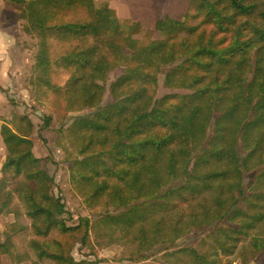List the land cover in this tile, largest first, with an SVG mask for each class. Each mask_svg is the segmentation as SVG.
Here are the masks:
<instances>
[{"label":"trees","instance_id":"trees-1","mask_svg":"<svg viewBox=\"0 0 264 264\" xmlns=\"http://www.w3.org/2000/svg\"><path fill=\"white\" fill-rule=\"evenodd\" d=\"M187 2L180 18L157 19L139 44L138 21H118L91 0L28 4L39 51L34 100L63 114L92 111L65 127L59 117L57 130L69 183L95 215L81 219V240L119 231L117 263L170 240L175 246L159 255L160 264H251L264 254V0ZM154 32L159 37L151 39ZM122 44L136 46V61L105 87ZM160 75L169 93L158 97ZM106 92L111 100L103 104ZM114 114L120 120L105 148ZM15 115L26 131L16 137L0 128L11 145L0 171V215L12 216L13 236L54 235L52 247L33 238L0 240V255L10 264H101L73 256L79 238L54 176L33 153L35 127ZM52 124L53 115L44 116L39 135ZM195 231L202 237L194 246L176 245Z\"/></svg>","mask_w":264,"mask_h":264},{"label":"rangeland","instance_id":"rangeland-1","mask_svg":"<svg viewBox=\"0 0 264 264\" xmlns=\"http://www.w3.org/2000/svg\"><path fill=\"white\" fill-rule=\"evenodd\" d=\"M25 4L21 5L18 3L11 2V0H0V3H2L5 7H8L10 10L16 9V6H21L19 10L15 12L17 15L23 16L25 13V9L27 12V20L25 22L22 21L23 28L25 32L27 33V48L30 50V52H27L28 56L27 59H29L31 62H34L35 59H37L36 55H38V46H36L35 42H31V30L28 26V4L31 0H25ZM92 6L95 9H101L104 7H108L110 10L114 12V15L116 19L123 20V19H130L135 20L140 23L141 26V33L136 35L134 38L136 42L139 44L141 41H144L142 32L145 31L148 28H153V25L155 21L159 18H163L164 16H170L174 18H180L184 12L187 9L188 2L187 0H91ZM25 8V9H24ZM25 16V15H24ZM29 22V21H28ZM27 25V26H26ZM126 36L125 33H121L122 39H124ZM159 37V33L154 32L151 36V39H156ZM148 40L147 42H149ZM33 44V45H32ZM32 45V47H31ZM31 54V57H30ZM137 55V48L136 46L133 47H126L122 44L120 49V58L118 60V63L107 70L106 76L103 80V84L105 87H108L109 83L116 79L119 75L124 73L126 65L135 62V58ZM33 71V70H29ZM37 72V70L35 71ZM163 79V75H160L159 77V87L157 96L160 97L164 94L169 93L168 89L164 88L161 85ZM28 85H31V82H28ZM34 87V86H33ZM16 100L19 103H15L16 106L19 108L16 110L18 112H21L28 115L31 122L36 126L37 128L42 124V119L44 116L48 115L50 112H52L53 107L50 105H45L41 109L39 107H34L32 105V102L29 101L27 104L22 99H13ZM111 98L109 94L106 92L103 98L102 103L110 102ZM91 110H84L81 112H72L68 114L63 113H55L53 112L54 118L53 124H52V131L47 132L44 131L41 134V138L37 136L38 143L34 147V155L38 158H42L43 165L46 168V170L49 172V174L53 175L56 181V192L59 193L63 197L64 205L66 209L68 210V214L71 217V224L73 227L75 226L76 230L74 232V235H76L79 238V242L75 244L73 247V255L78 259L84 257V258H95L101 260V264H160L157 261V258L159 255L165 251L166 249H173L175 244L170 240L167 242H159L156 243L152 248L142 251L139 255L136 256L134 261L131 262H122L117 263L113 261L111 258L114 254L118 253L122 246H124L123 243L118 241V235L119 231H113L106 237L96 238L91 233L88 234V238H86L87 243H84L81 238H83L85 232L84 223L81 220L84 217H88L90 219H93L95 215L92 213L87 212L81 201L80 198L77 196L75 191L72 189L69 180H68V161H67V154L64 152L63 148L60 146L63 145V139L61 137V134L57 133L60 126L59 117L64 118L63 125L66 126L67 123L73 119L74 117L79 116H90ZM16 116V115H15ZM17 118V117H16ZM119 115H114V119H119ZM27 121V118H26ZM20 123V122H19ZM23 126V129H25V125L23 123H20ZM112 132L105 131V142L104 146L108 148L111 144L110 136ZM34 144V143H33ZM9 150V148H8ZM8 152V151H7ZM257 171H254L253 173H247L245 178V183L248 184L253 180L254 175ZM58 194V195H59ZM59 195V196H60ZM5 216V215H4ZM2 216L1 220H5V217ZM82 224V225H81ZM54 235V231L52 230L49 234V236L43 238L44 243L48 244V246L52 247V237ZM117 236V237H116ZM202 237V233L200 231L190 232L187 236L177 239L175 242L176 245L179 244L180 246H194L196 243L199 242L200 238ZM7 239L6 236L0 237V240L5 241ZM109 241V242H108ZM108 242L107 244L103 243ZM92 246V249L90 247ZM264 259V254L260 259H258L255 262H252L251 264H262V261ZM0 264H10V260L8 256L6 255H0ZM29 264H43L41 262H38L36 259L30 260ZM234 264H239V261L236 260Z\"/></svg>","mask_w":264,"mask_h":264},{"label":"crops","instance_id":"crops-1","mask_svg":"<svg viewBox=\"0 0 264 264\" xmlns=\"http://www.w3.org/2000/svg\"><path fill=\"white\" fill-rule=\"evenodd\" d=\"M17 10L16 9L10 10L8 7H5L2 3H0V128L5 127L9 132L14 134L16 137H19L26 131V127L25 129H23V126L17 121V118L15 116V112L19 108L18 106L15 105V103H19V102H17L16 100H11V98L22 99L23 101H25L26 104L27 102L31 101L34 107H39L40 109L45 105H43L41 102L34 100L32 95L34 92L33 86H35L36 84L37 72L35 71L37 70V59H35L34 62H31L29 60L30 58L27 59L28 56L27 52H30V50H28L27 48L28 46L27 33L25 32L22 25V21L25 22L27 20L26 17L27 12L25 9V13H24L25 16L24 15L21 16L15 14ZM28 21H27L28 26L32 32L30 36L31 37L30 41L32 43L35 42L36 46H38V38L36 37L35 33L32 31L30 23ZM30 69L33 71H29ZM28 82H31L32 85L31 87L30 85H28ZM55 113H63V111L55 112ZM49 114L53 115V110ZM114 115L112 116L111 120L108 122V126L106 130L109 132H112L111 126L113 121L115 120ZM53 119L54 121L56 120L54 116ZM116 120H120V118ZM34 127H35V131L31 133L29 137L34 143L33 153H34V147L38 143L37 136L41 138L42 132L46 131V130L41 131L39 135L37 131L39 127L38 128L36 126ZM51 131H47V132H51ZM56 132L59 133L58 131ZM110 140H111V136H110ZM10 146L6 141L2 139L0 135V171L5 155L7 154L8 148H10ZM2 216L4 215H0L1 238L3 236L7 237L6 240L33 238L45 244L42 237H36L33 236L32 234L17 235V236L11 235V230L14 225V223L12 222V216L5 214L4 216L5 220H1ZM45 245L48 246V244ZM82 258L84 257L81 256V258L78 259H82ZM38 262H41L43 264H50V262L46 259H42L41 261ZM29 263L30 260L20 264H29Z\"/></svg>","mask_w":264,"mask_h":264}]
</instances>
